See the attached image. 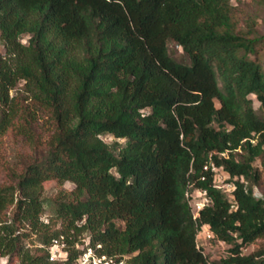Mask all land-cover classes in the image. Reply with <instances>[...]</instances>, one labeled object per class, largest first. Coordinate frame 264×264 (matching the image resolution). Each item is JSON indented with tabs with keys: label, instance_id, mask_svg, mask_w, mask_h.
I'll return each instance as SVG.
<instances>
[{
	"label": "trees",
	"instance_id": "obj_1",
	"mask_svg": "<svg viewBox=\"0 0 264 264\" xmlns=\"http://www.w3.org/2000/svg\"><path fill=\"white\" fill-rule=\"evenodd\" d=\"M0 45V138L14 128L39 154L0 186L2 256L63 264L47 249L63 235L65 264L86 237L127 264H264V245L242 254L232 235L264 237V196L237 180L232 201L204 169L261 179L264 34L237 29L230 0H0ZM22 80L35 108L11 95ZM48 180L74 187L46 202ZM189 183L211 194L202 221L233 243L227 257L196 247Z\"/></svg>",
	"mask_w": 264,
	"mask_h": 264
},
{
	"label": "rangeland",
	"instance_id": "obj_2",
	"mask_svg": "<svg viewBox=\"0 0 264 264\" xmlns=\"http://www.w3.org/2000/svg\"><path fill=\"white\" fill-rule=\"evenodd\" d=\"M233 12V20L236 23L237 29L248 30L254 29L259 34H264V0H230ZM27 36H23L22 42L27 43ZM168 49L170 55L177 61L188 62L189 58L184 52L183 48L174 41H169ZM5 48L0 45V56L4 54ZM25 104H29L30 107L35 108V104L31 101V94L24 89V81H19L16 88L12 89L11 95H16ZM254 107L258 113L260 102L253 97ZM219 105V103H217ZM49 119L45 117V114L40 118L38 125L36 127V132L39 136L44 138L48 134L49 130ZM102 138L110 143L113 137L110 134L102 135ZM38 152L34 146L30 143L14 128H10L3 136L0 138V186L16 183L14 179L18 173H20L23 166L34 160L38 156ZM254 165L259 169L261 173V179L257 184H252L247 181L249 186H252L259 194L264 196V155L257 158ZM74 184L67 181L63 184L58 183L56 180H48L44 183L43 196L46 202L58 196L62 190L67 192L71 191ZM47 205V203H46ZM13 209L8 208L4 212V218L11 219ZM45 214L48 218L52 217V212L50 208H46ZM46 218V216H43ZM55 228H60V223L56 222ZM31 245L32 242L40 244L34 239L28 240ZM260 245H264V237L258 238L251 246V250L258 248ZM33 247V246H32ZM0 264H18V259L16 257L2 256L0 254Z\"/></svg>",
	"mask_w": 264,
	"mask_h": 264
},
{
	"label": "built area",
	"instance_id": "obj_3",
	"mask_svg": "<svg viewBox=\"0 0 264 264\" xmlns=\"http://www.w3.org/2000/svg\"><path fill=\"white\" fill-rule=\"evenodd\" d=\"M205 170L212 173V179L215 186L224 192L230 200L234 201V191L237 188V180L244 183V187L248 189V183L244 176H231V174L224 168L223 165H218L210 161L204 166ZM205 179V175L201 176ZM253 194L261 198L263 197L252 187ZM185 198L189 205L190 212L193 220L196 222L195 244L196 247L202 251L206 259L211 262L212 260L227 257L232 253L231 249L233 243L227 239L220 237L208 224L202 221V211L213 204V198L207 189L197 186L194 183H189L185 192ZM235 206L233 202L231 208ZM42 219L47 220L45 217ZM236 242L240 245L241 253H248L251 251V246L241 245V238L237 234H232ZM82 252L77 257L74 264H127L123 260H117L112 256L105 253H100L99 249L102 248L101 244L93 246L88 237L84 243L77 246ZM49 258L53 261H59L65 264L68 251L66 249V242L63 235L56 237L52 240L51 244L47 246Z\"/></svg>",
	"mask_w": 264,
	"mask_h": 264
}]
</instances>
